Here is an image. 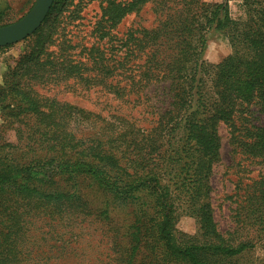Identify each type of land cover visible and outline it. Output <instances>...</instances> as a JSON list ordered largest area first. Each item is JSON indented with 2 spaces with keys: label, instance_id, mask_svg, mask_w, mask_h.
Masks as SVG:
<instances>
[{
  "label": "trees",
  "instance_id": "1",
  "mask_svg": "<svg viewBox=\"0 0 264 264\" xmlns=\"http://www.w3.org/2000/svg\"><path fill=\"white\" fill-rule=\"evenodd\" d=\"M148 1L154 0L108 1L95 30L99 32L98 39L107 38L105 42H111V48L106 47L109 51L92 44L87 47L91 56L88 60L68 54L51 61L57 65V71L67 75L89 79V72H99L94 78L102 72L104 82L121 92H130L143 79L145 83L164 84L170 93V106L160 115L153 133L158 136L153 139L156 147L158 140H164L163 152L159 147L151 148L148 158L150 154L152 165L145 164L142 171H137L103 145L91 144L79 150L81 144L74 141L72 133L69 137H59L60 143L49 148L61 155L29 164L11 156L0 158V264L21 261V252L14 246L17 235L22 233L20 223L24 224L17 213V201L23 195L40 193L39 197H47L48 203H60L62 214L65 203L84 212L87 204L94 201L81 186L70 192H44L33 185L37 180H51L57 175L92 177L101 189L110 191L117 202L112 200L116 203L113 206L109 201L96 206L100 215L108 216L128 200L148 199L140 205H148L146 213L152 221L154 242L150 244L137 226L130 233L128 246L122 247L120 264H135L142 246H150L152 253L160 242L165 255L177 264H217L208 258L218 255L232 259L254 246L251 239H242L236 245L220 241L210 201V178L214 161L219 157L220 123L231 127L233 137L242 141L246 153L264 162V125L254 123L252 117L259 114L264 119V0H240L245 11L243 18L231 15L229 0L213 3L168 0L174 4L168 6L169 11L158 26L144 28L142 36L136 28L116 38L112 30L138 5ZM72 3L73 0H54L44 22L54 8L61 9ZM9 10L8 7L0 9V26L14 21L10 20ZM211 28L225 32L232 44L231 53L218 63L202 57ZM48 60L40 58L35 62L44 64ZM19 77L20 72L11 93L20 90ZM33 105L31 108L44 117L52 115L50 109L42 110L36 102ZM159 156L162 164L156 163ZM37 175L42 177L37 179ZM261 188L250 194L247 212L249 220L259 226L264 225V187ZM37 205V201L28 202L35 210ZM179 209L196 217L202 241L179 238L175 228ZM149 255L140 264L159 262V256L149 258Z\"/></svg>",
  "mask_w": 264,
  "mask_h": 264
},
{
  "label": "rangeland",
  "instance_id": "2",
  "mask_svg": "<svg viewBox=\"0 0 264 264\" xmlns=\"http://www.w3.org/2000/svg\"><path fill=\"white\" fill-rule=\"evenodd\" d=\"M35 1L0 0V9L10 8V20L15 21L24 16ZM108 1L73 0L72 4L61 9L56 7L36 32L19 42L1 46L0 158L11 156L16 161L29 164L61 155L63 153L49 148L60 143L59 137H69L73 133L74 141L81 144L79 150L91 144L103 145L114 150L134 170L142 171L145 164L152 165L148 153L156 147L153 143V139L158 137L153 135L157 130L155 126L171 100L164 84L145 83L143 79L133 85L130 92H121L104 82L102 72L96 78L94 75L99 72H89V79L67 75L64 71H57V65L51 61L52 58L56 62L61 55L68 54L88 60L91 56L87 49L92 44L111 48V42H105L107 38L98 39L99 32L95 30ZM170 4L174 2L154 0L138 5L112 30L113 34L117 38L138 28L141 31L137 34L142 36L144 28L151 29L160 24ZM228 7L233 17L245 16L240 0H229ZM231 51L232 44L227 34L211 28L202 50L203 59L218 63ZM33 57L35 61L43 58L50 59V62L40 64L33 61ZM18 72V86L21 88L11 93ZM35 102L42 110L50 109L52 115L44 117L35 112L31 108L35 107ZM252 117L254 123L264 125L263 115L254 114ZM218 132L219 157L214 161L210 178V201L216 230L223 243L236 245L242 239H251L254 246L232 259L218 255L208 259L217 264H264V225L253 223L247 216L250 194L264 187V162L260 157L245 152L242 141L233 137L231 127L226 123L218 125ZM158 147L163 152L164 140L157 141L156 149ZM161 158L159 156L156 163L162 164ZM39 177L42 176H36L37 179ZM33 185L44 192H70L81 186L94 201L87 204L84 212L65 203L62 214L60 203H48L47 197H39L40 193L19 198L17 213L24 224L20 223L22 233L17 235L18 242L14 246L21 252V261L17 264H120L122 247L128 246L130 233L137 226L150 244L154 242L152 221L146 213L148 205H140L142 201L148 202L146 198L121 203L118 209L106 216L100 215L95 207L106 201L113 206L116 204L113 201H117L92 177L57 175L51 180H37ZM29 201L38 202L37 210L28 206ZM175 228L182 240L188 241L190 237L195 241L203 240L196 217L181 209L177 212ZM150 248L141 247L135 264H140L149 255ZM165 252L160 242L157 250L149 255V258L159 256V262L147 261L146 264H177Z\"/></svg>",
  "mask_w": 264,
  "mask_h": 264
},
{
  "label": "water",
  "instance_id": "3",
  "mask_svg": "<svg viewBox=\"0 0 264 264\" xmlns=\"http://www.w3.org/2000/svg\"><path fill=\"white\" fill-rule=\"evenodd\" d=\"M54 0H36L21 18L0 26V47L19 42L33 34L44 22Z\"/></svg>",
  "mask_w": 264,
  "mask_h": 264
}]
</instances>
